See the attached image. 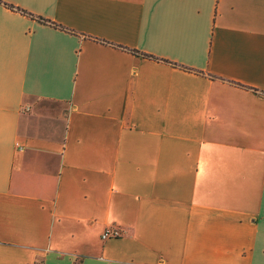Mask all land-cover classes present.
<instances>
[{
  "label": "crops",
  "instance_id": "crops-1",
  "mask_svg": "<svg viewBox=\"0 0 264 264\" xmlns=\"http://www.w3.org/2000/svg\"><path fill=\"white\" fill-rule=\"evenodd\" d=\"M0 264H264V0H0Z\"/></svg>",
  "mask_w": 264,
  "mask_h": 264
},
{
  "label": "built area",
  "instance_id": "built-area-1",
  "mask_svg": "<svg viewBox=\"0 0 264 264\" xmlns=\"http://www.w3.org/2000/svg\"><path fill=\"white\" fill-rule=\"evenodd\" d=\"M119 231L117 229H106L102 235H101V239L102 240H106V239H110V238H117L119 237Z\"/></svg>",
  "mask_w": 264,
  "mask_h": 264
},
{
  "label": "trees",
  "instance_id": "trees-1",
  "mask_svg": "<svg viewBox=\"0 0 264 264\" xmlns=\"http://www.w3.org/2000/svg\"><path fill=\"white\" fill-rule=\"evenodd\" d=\"M12 8V7H11Z\"/></svg>",
  "mask_w": 264,
  "mask_h": 264
}]
</instances>
